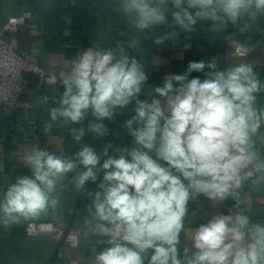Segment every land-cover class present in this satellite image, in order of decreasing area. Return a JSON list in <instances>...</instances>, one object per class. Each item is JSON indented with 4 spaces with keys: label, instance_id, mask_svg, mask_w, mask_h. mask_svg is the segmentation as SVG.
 Segmentation results:
<instances>
[{
    "label": "clouds",
    "instance_id": "obj_1",
    "mask_svg": "<svg viewBox=\"0 0 264 264\" xmlns=\"http://www.w3.org/2000/svg\"><path fill=\"white\" fill-rule=\"evenodd\" d=\"M171 4L173 21L186 31H192L198 19L235 22L253 6L264 11V0ZM124 8L136 13L141 28L167 20V10L149 0H125ZM216 69L215 58L189 62L183 74H168L163 86L155 87L163 103L155 97L151 103L137 99L135 115L126 121L133 147L109 156L106 146L102 164L100 155L86 145L73 158L33 149L25 157L31 175L18 177L0 199V223L8 226L59 207L54 195L58 182L82 167L72 178L77 190L96 182L103 172L100 190L87 206L93 219L84 220L88 232L108 238L95 264H264V224L252 223L241 212L212 216L191 230L195 251L185 247L181 256L178 249L190 200L204 196L223 202L254 175L249 166L258 154L251 150L252 137L264 122V109L255 106L261 81L247 63ZM193 72L204 73V78L189 79ZM146 80L135 59L88 48L71 61L69 71L58 74L64 91L56 111L74 124L90 112L97 122L90 123L89 130L104 136L108 130L100 121L131 103ZM71 131L76 141L82 139L83 129Z\"/></svg>",
    "mask_w": 264,
    "mask_h": 264
},
{
    "label": "crops",
    "instance_id": "obj_2",
    "mask_svg": "<svg viewBox=\"0 0 264 264\" xmlns=\"http://www.w3.org/2000/svg\"><path fill=\"white\" fill-rule=\"evenodd\" d=\"M149 2L153 7L167 10L164 24L139 27L136 13L125 11V0H0V31L6 28L9 18H19L24 23L19 46L37 57L47 72L57 75V82L44 92L38 80L29 84L24 101L35 103L42 93L60 99L64 88L58 82V74L69 71L71 61L88 48L110 51L117 59H135L147 76L141 92L131 103L116 108L111 119L100 121L108 130L104 136L98 137L89 130V124L97 122L90 112L84 121L74 124L60 115L58 120H53L48 110L0 107V199L18 177L31 175L25 157L35 148L73 158L86 145L100 155L102 164L107 158L103 155L106 146L110 145L109 156L122 154L119 149L133 147L126 121L135 115L137 99L151 103L155 97L163 103V98L156 96L155 87L163 86L168 74H183L189 62L207 63L215 58L216 70L224 71L240 63L250 64L262 85L255 106L264 109V11H256L253 6L235 22L227 18L215 22L198 19L193 30L186 31L173 21L175 9L171 0L165 4L160 0ZM158 39L162 42L157 43ZM194 76L203 79L204 73L193 72L189 79ZM135 127L137 125L133 124ZM74 128L84 131L80 141L73 137ZM252 140L251 150L258 155L249 166L254 173L251 178L223 202H213L204 196L189 201L178 245L181 256L185 247L195 251L191 230L214 215L241 212L248 215L252 223L264 224V122ZM46 142L50 144L48 148ZM82 170V167L74 168L58 182L54 195L60 199L59 207L49 208L29 219L20 218L8 226L0 223V264H53L60 252L64 264H95L94 257L108 246V238L93 235L86 229L84 220L93 219L87 211L92 201L83 189L99 191L103 172L98 173L96 182L89 181L83 189L77 190L72 178ZM32 222L55 224L71 234L73 240L29 236L26 227Z\"/></svg>",
    "mask_w": 264,
    "mask_h": 264
},
{
    "label": "built area",
    "instance_id": "obj_3",
    "mask_svg": "<svg viewBox=\"0 0 264 264\" xmlns=\"http://www.w3.org/2000/svg\"><path fill=\"white\" fill-rule=\"evenodd\" d=\"M24 23L17 17L8 19L6 28L0 31V107L15 110L17 107L34 109L36 111L48 110L53 120H58V97L42 93L35 103L23 100V96L29 90V81L24 77V72L33 73L38 78V84L42 91L57 82V75L47 72L39 59L19 46L21 27ZM20 125L19 119H17ZM18 125V126H19ZM49 142L45 147H49ZM83 193L92 201L94 191L83 189ZM92 194V195H90ZM29 236H47L61 239L67 242L73 240V236L61 227L45 222H32L26 227ZM63 253H58L57 260L53 264L61 262Z\"/></svg>",
    "mask_w": 264,
    "mask_h": 264
},
{
    "label": "water",
    "instance_id": "obj_4",
    "mask_svg": "<svg viewBox=\"0 0 264 264\" xmlns=\"http://www.w3.org/2000/svg\"><path fill=\"white\" fill-rule=\"evenodd\" d=\"M24 77L30 82L29 84L32 85L33 82H37L38 78L35 74L29 73V72H24L23 73Z\"/></svg>",
    "mask_w": 264,
    "mask_h": 264
}]
</instances>
